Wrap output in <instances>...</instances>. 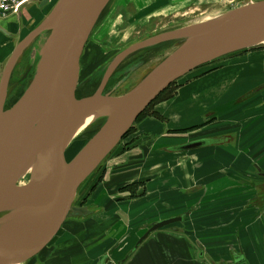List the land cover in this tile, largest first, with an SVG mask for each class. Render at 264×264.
<instances>
[{
  "label": "water",
  "instance_id": "water-1",
  "mask_svg": "<svg viewBox=\"0 0 264 264\" xmlns=\"http://www.w3.org/2000/svg\"><path fill=\"white\" fill-rule=\"evenodd\" d=\"M51 2L34 0L20 8L12 19L18 26V31L11 35L15 43L0 64V264H26L49 245L67 220L93 214L87 206L74 205L76 197L141 113L167 87L202 66L264 46V0L245 2L213 20L160 32L130 45L89 79L95 90L77 98L76 93L83 95L85 87L79 84V76L81 59L89 49L87 43L115 0H57L42 20L30 17L24 22V10L32 5L43 10ZM24 31L27 33L22 35ZM0 33L10 37L1 28ZM156 47L160 49L146 62L129 67L124 77L105 92L121 65ZM165 48L172 51L128 91L114 95L133 73L161 55ZM87 54H92L91 48ZM92 59L94 62V55ZM263 92L264 84L236 103ZM89 116L90 128L81 135L85 143L67 161L66 151ZM89 133L93 135L86 138ZM229 141L226 137H207L166 151L188 152ZM255 171L264 179V171L258 167ZM248 185L260 192L248 205L256 212H264V182ZM193 210L152 221L128 233L124 231L97 264H124L153 233L164 229L178 233V226ZM123 228V224L118 225L112 238L118 237ZM140 230L142 234L130 249L114 260ZM197 247L202 256L199 243ZM243 262L242 256L234 259V264Z\"/></svg>",
  "mask_w": 264,
  "mask_h": 264
},
{
  "label": "crops",
  "instance_id": "crops-1",
  "mask_svg": "<svg viewBox=\"0 0 264 264\" xmlns=\"http://www.w3.org/2000/svg\"><path fill=\"white\" fill-rule=\"evenodd\" d=\"M166 1L177 4L186 0ZM143 3L137 0L136 5ZM147 3L156 15L163 13L165 0ZM14 17L0 23V28L10 34L0 33V64L15 43L11 37L18 31L12 22ZM113 34L108 33L110 40ZM213 68L192 73L194 77L203 72L205 75L182 86L173 99L157 107L168 125L151 120L143 123L138 133L143 136L139 145L113 158L106 183L87 201L93 214L62 226L65 244L71 240L68 234L75 230L76 243L84 248V264H97L124 231L128 233L191 208L194 210L178 226V233L168 229L153 233L124 264H234L237 256L244 257V264H264V212H256L248 205L256 192L260 194L248 184L264 182L255 171L256 167L264 171V92L236 103L264 84V52L251 51L220 69ZM211 111L216 118L209 126L190 136L170 134L205 124ZM207 137H226L230 141L188 152L166 151ZM143 180L148 181L139 190L143 196L116 201L127 196L117 194L116 185ZM120 223L123 231L112 238ZM142 232H137L113 259L121 258ZM62 260L61 256L60 264Z\"/></svg>",
  "mask_w": 264,
  "mask_h": 264
},
{
  "label": "rangeland",
  "instance_id": "rangeland-1",
  "mask_svg": "<svg viewBox=\"0 0 264 264\" xmlns=\"http://www.w3.org/2000/svg\"><path fill=\"white\" fill-rule=\"evenodd\" d=\"M56 1L57 0H52V2L43 10H38L35 5H32L30 9L24 10V21L30 17H37L38 21L42 20L49 13ZM143 1L144 3L142 5H136L137 0H115L109 11L104 14V16L98 22L87 44V48H91L92 54H87L89 51L88 49L87 53L83 55L80 62V71L83 74L82 76H79V84H84L83 86H85L82 90L84 94L81 95L82 97L90 94L93 91L94 85L90 84L89 79L93 76L95 71L102 68L103 65H105L114 56V53H117V51H122L130 45L149 38L152 35L158 34L160 32L177 29L189 24L203 23L213 20L214 18L226 13L227 11L241 6L245 2H253L257 0H186L181 1L177 4H173L171 1L165 0L163 11L162 9H160L163 13L159 15H156L155 12L152 11V8L149 6V3H147V0ZM110 31L114 33L113 36L111 35V37L113 38L111 40L108 36V33ZM26 33L27 32L24 31L22 35H25ZM104 43L108 45H103ZM156 48L157 49L155 50H146L144 52H141L140 55L133 56L130 61L126 62L117 70V73L110 79L111 82L109 81L110 84L108 83L107 87H110V90L112 89L113 83L116 81V79H118V74L119 72L123 71V68H128L129 66H131L130 63L133 64L140 58H144L143 61H146L145 59L147 57L151 56L154 51H158L160 49L158 47ZM171 51L172 49H163L161 55H158V57L156 58L153 57L143 68L141 67L142 70H140L141 68L138 69L140 70H137L138 72L136 71V74L139 73L138 76L133 81H131L132 79H129L127 82H125L114 93V95L118 96L128 91L148 72L149 69L159 63V61H161ZM251 51L264 52V46H260L259 48H256L254 50L244 51L231 55L225 59L217 60L208 65L214 67L213 69H220L222 65L225 66L230 61L232 62L233 59L245 56ZM93 55L94 62L92 59ZM179 83H183V79H181ZM180 88L181 86L176 88V93ZM172 97L173 95L168 99L162 100L160 104H163ZM225 129L228 128H223L222 130ZM91 134L92 133L87 134L86 138H89ZM85 140L86 139L83 138L81 139L80 135L72 141L65 154V159L67 161H70L76 155V153L84 145ZM123 147L124 145H120L119 148L117 147L118 149L115 148L112 151V153L108 156L104 163L99 167L98 171L86 183V185L84 186L85 188H88L90 184L94 182L93 180L96 178L97 174H99V170L101 168H107L109 167V165L110 167H112L115 154L113 156L111 155L116 149V153H118L120 150H123ZM85 188L76 197L74 205L80 206V204H83V206L91 207V204H87V201L86 203L81 202L80 197ZM69 221L70 220H67L63 226L66 227L65 225H67ZM121 224L122 223H120L119 225ZM64 232V230L60 229L57 235L49 243V245L40 254L34 257V259H31L26 264H48L50 262L51 264H60L59 259L61 256L63 257V264H84V248L81 245H77L75 240V230L72 229L71 233L68 234V239L71 240L68 241V239H66V241H68L69 244L67 242V244L64 243ZM42 255H44V257Z\"/></svg>",
  "mask_w": 264,
  "mask_h": 264
},
{
  "label": "flooded vegetation",
  "instance_id": "flooded-vegetation-1",
  "mask_svg": "<svg viewBox=\"0 0 264 264\" xmlns=\"http://www.w3.org/2000/svg\"><path fill=\"white\" fill-rule=\"evenodd\" d=\"M88 44V43H87ZM114 49V48H113ZM121 50L117 51V53H119ZM117 53H114V55H116ZM155 55H157V53L155 52ZM153 55V56H155ZM144 58H140L137 60L138 61H143ZM135 62V63H137ZM133 63V64H135ZM130 65H132V63H130ZM211 66L209 65H205V66H202L198 69H195L193 70L192 72H190L189 74L185 75L184 77L180 78L179 80L175 81L174 83H172L170 86L173 85V91H172V94L171 96L173 95V97L171 99H173L175 96H176V88L179 87V86H184L186 84H189L191 82H194L195 80H198L199 78H201L202 76H204V72L203 74L201 75H198L196 77L194 76H191L192 73H195L197 71H200L202 69H206V68H209ZM123 71L119 72V77H120V80L124 77L123 73L127 70V67L123 68L122 69ZM213 72V71H212ZM210 74V73H207V75ZM181 79H183V83H179L181 81ZM185 79V80H184ZM118 82V81H117ZM116 82V83H117ZM109 83V82H108ZM115 83V84H116ZM169 86V87H170ZM167 87V89L169 88ZM166 90V89H165ZM164 90V91H165ZM110 89H108L106 87L105 89V92H109ZM163 91V92H164ZM162 92V93H163ZM82 93L78 92L76 93V97L77 98H81L82 96ZM84 95V94H83ZM169 99V100H171ZM169 100H167L166 102H168ZM155 101V100H154ZM153 101V102H154ZM161 101H158L156 102L155 104H153L152 106H148L142 113H141V118L138 120L135 121V123L133 124V131L130 132L122 138V140L120 141V143L118 144V148L120 147V145H124L123 147V150H120L118 153H116L115 151L113 152V154L111 156H113L115 154V158H118L120 156H122L123 154L133 150L134 148H136L138 145H139V142L141 141V139L143 138L142 135L138 134L139 133V130H140V127L143 123L151 120V121H156L162 125H168V120L165 119L163 116L160 115L159 111L157 110L156 107H158L160 105ZM165 103V102H164ZM152 104V103H151ZM207 117H208V121L201 125V126H196V127H191L189 129H186V130H183V131H172L170 134H173V135H177V134H182V135H187V136H190L191 134H193L194 132H197L198 130L204 128V127H207L209 126L211 123H213L214 119L213 118H216V115L214 112H209L207 114ZM128 148V149H127ZM124 149H127V150H124ZM110 167H107V168H104V169H100L99 171V174H97L96 178L93 180L94 182L90 184V186L88 188H85V190L83 191V193L81 194V202H84L86 203V201H88L92 195V193L98 188V187H101L103 186L105 183H106V179L108 177V170H109ZM110 173H111V169H110ZM148 183L147 180H143V181H138V182H133V183H126V184H121V185H116L115 187H117L118 191H117V194L119 195H123V194H127L126 197H123V198H119V199H116L117 202H123L125 200H131V199H135V198H138L139 196H143L144 192L142 194H139V190L140 189H143L146 187V184ZM254 203V202H253ZM256 206H258V201H255L254 203ZM77 207H84L83 204H80V206L76 205ZM258 209V207H256Z\"/></svg>",
  "mask_w": 264,
  "mask_h": 264
},
{
  "label": "built area",
  "instance_id": "built-area-1",
  "mask_svg": "<svg viewBox=\"0 0 264 264\" xmlns=\"http://www.w3.org/2000/svg\"><path fill=\"white\" fill-rule=\"evenodd\" d=\"M32 1L34 0H0V22L17 15L21 7Z\"/></svg>",
  "mask_w": 264,
  "mask_h": 264
},
{
  "label": "bare ground",
  "instance_id": "bare-ground-1",
  "mask_svg": "<svg viewBox=\"0 0 264 264\" xmlns=\"http://www.w3.org/2000/svg\"><path fill=\"white\" fill-rule=\"evenodd\" d=\"M219 17V16H218ZM217 18V17H216ZM196 24H200V23H196ZM196 24H191V25H196ZM126 49V48H125ZM123 51V50H122ZM146 61H147V58L145 59ZM128 61H130V59L128 60ZM127 61V62H128ZM145 61V62H146ZM138 62H140V61H138ZM137 62V63H138ZM126 63V62H125ZM135 63V62H134ZM136 64V63H135ZM124 65V64H123ZM123 65H121L120 67H122ZM134 64H132L131 66H133ZM131 66H129V67H131ZM119 67V68H120ZM128 67V68H129ZM118 68V69H119ZM127 68V69H128ZM143 68V67H142ZM142 68L140 69V70H142ZM140 70H138V71H140ZM137 71V72H138ZM82 74L83 73H81V71H80V76H82ZM139 74V73H138ZM138 74H136V72L135 73H133L131 76H130V78L129 79H132L131 81H133L137 76H138ZM189 74V73H188ZM98 79V82L100 81V76L97 78ZM128 79V80H129ZM91 122H92V116H89V117H87V118H85L84 120H83V122H82V125H81V127H80V129L77 131V133H76V136L75 137H79L80 135H82V132L84 131V130H87L88 128H90V125H91Z\"/></svg>",
  "mask_w": 264,
  "mask_h": 264
},
{
  "label": "trees",
  "instance_id": "trees-1",
  "mask_svg": "<svg viewBox=\"0 0 264 264\" xmlns=\"http://www.w3.org/2000/svg\"><path fill=\"white\" fill-rule=\"evenodd\" d=\"M96 70V69H95ZM97 71V70H96ZM95 71V72H96ZM93 73V72H92ZM117 73V72H116ZM90 77V76H89ZM120 80V77H118V79H116V81L113 83V85H112V87L115 85V83L117 82V81H119ZM111 82V81H110ZM110 84V83H109ZM108 88V87H107ZM110 88V87H109ZM108 88V89H109ZM172 91H173V85L172 86H170L168 89H166L163 93H161L156 99H155V101L154 102H152V104H150V106H152L153 104H155L156 102H158V101H162V100H165V99H168L170 96H171V94H172ZM20 95V94H19ZM17 98V97H16ZM16 98H14V99H12V102H11V105L16 101ZM149 106V107H150ZM9 107H6L5 109H8ZM143 115V114H142ZM141 115V116H142ZM141 116H139L138 117V120L141 118ZM133 131V128H131L129 131H128V134L130 133V132H132ZM93 135V133L89 136V138L91 137ZM98 171V170H97Z\"/></svg>",
  "mask_w": 264,
  "mask_h": 264
}]
</instances>
